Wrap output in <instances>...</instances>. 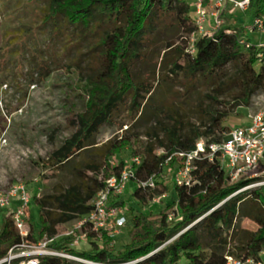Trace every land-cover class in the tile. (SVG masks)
<instances>
[{"label":"trees","instance_id":"1","mask_svg":"<svg viewBox=\"0 0 264 264\" xmlns=\"http://www.w3.org/2000/svg\"><path fill=\"white\" fill-rule=\"evenodd\" d=\"M43 1V26L56 27L61 18L74 32H80L78 44L90 35L96 36L89 51L98 52L99 67L83 80L87 100L84 109L77 112L71 122L75 132L46 159L51 167L61 172H74L75 180L67 185L54 184L47 191L34 194L41 226L36 230L27 219L28 233L23 237L27 242H35L44 236L53 237L61 225L86 216L91 210L90 201L103 187L104 179L119 174L126 167L128 161L117 157L124 148L130 150V158H140L138 164H132L129 178L133 183L131 198L134 204L146 205L167 194L170 186L169 181L163 179L165 169L182 164L181 159L171 155L193 149L199 139L222 141L228 131L223 122L229 111L234 106L250 104L251 98L264 90V33L258 35L260 41L256 42L258 39L251 37L255 31L247 33L243 24H224L213 36L198 37L191 48L189 35L194 26L188 16L189 0ZM169 12L185 32L184 46L174 49L171 57V72L184 68L188 78L199 76L209 85H216L214 95H208V99L220 104L221 108L212 104L200 108L198 123L194 125L177 117L171 123L160 122L159 134L163 133L164 138H159L158 131L153 129L147 133L153 141L144 149L137 146L138 140L127 132L117 135L106 143L99 155L95 154L93 159L77 166L73 157L96 144L94 136L102 124L111 123L125 105L130 111H139L145 96H150L151 86L134 79L130 62L136 58L135 52L140 51L145 35L151 31L152 16L168 15ZM244 13L251 18L248 27H252L255 18L264 17V0H248ZM241 39L244 44L240 43ZM45 74H48L47 69ZM220 94H225L222 102L216 98ZM154 146L162 147L163 152L156 153ZM150 177L154 178V188L138 185ZM255 180L246 175L230 180L217 161L195 160L188 184L174 182L175 196L164 207L155 212H144L135 205L130 207L132 212L123 226L128 239L121 247L114 248V237L104 235L99 241L89 231L85 240L88 248L78 252L69 247V237H60L53 241L52 247L65 249L82 260L45 257L41 258L40 264H83L79 261L225 264L227 256L260 259V252L264 251V184L243 189ZM109 203L125 205L122 195L111 197ZM245 203L248 208L243 209ZM241 215L251 218L255 226L247 229L232 245L235 220ZM21 239L8 213L0 227V258Z\"/></svg>","mask_w":264,"mask_h":264},{"label":"rangeland","instance_id":"2","mask_svg":"<svg viewBox=\"0 0 264 264\" xmlns=\"http://www.w3.org/2000/svg\"><path fill=\"white\" fill-rule=\"evenodd\" d=\"M187 3L190 5L188 16L192 20L190 1ZM43 8V0H0V140L5 139L0 146V192L12 185L23 184L29 196L28 218L36 230L40 229L41 223L38 206L33 201L34 194H41L54 184L67 185L75 180L74 172H61L51 167L46 159L52 150L75 132L71 122L75 114L84 109L87 100L83 80L99 67L98 52L89 51L96 36L90 35L78 44L80 32H74L61 18L56 27L51 24L43 26ZM225 11L228 12L225 14ZM223 17L225 25L241 23L250 34L248 24L251 18L246 17L244 11L226 6ZM149 30L140 51L135 52L136 58L130 62V70L136 81L151 86L150 96H145L139 111H130L125 105L114 115L111 123L102 124L94 136L96 144L73 157L77 166L93 159L95 154L99 155L106 143L117 135L127 132L138 140L137 146L144 149L147 143L153 141L147 133L156 129L159 134L160 122L171 123L177 117L194 125L198 123L200 108L205 109L210 104L221 108L220 104L208 99V95H214L212 92L216 85H209L199 76L188 78L184 68L171 72L174 49L185 44V32L171 12L159 17L154 14ZM259 34L253 32L251 37L259 42ZM168 45L171 46L167 48ZM216 98L222 102L225 94ZM255 100L256 96L248 105L234 106L223 126L229 130L246 125ZM229 102L233 104L232 100ZM159 138H164L163 133L159 134ZM154 150L158 154L163 152L159 146H154ZM117 157L129 161L130 150L124 148ZM176 170L177 166L166 168L163 174V179L169 181L170 186L166 197L146 205L134 204L131 198L133 183L128 181L121 194L126 217L130 216L133 205L144 212H155L169 203L175 196L173 184ZM158 187L162 188L161 185ZM17 202L18 197H14L6 208L0 209V227L3 217L15 209ZM242 207L248 208V204ZM72 223L61 225L58 233ZM254 226L251 218L239 216L234 224L232 245ZM127 239L126 227H122L112 244L114 248H119ZM88 246V241H83L76 251Z\"/></svg>","mask_w":264,"mask_h":264},{"label":"built area","instance_id":"3","mask_svg":"<svg viewBox=\"0 0 264 264\" xmlns=\"http://www.w3.org/2000/svg\"><path fill=\"white\" fill-rule=\"evenodd\" d=\"M192 9V24L194 31L189 35V43L192 48L198 37L213 36L224 25L223 11L226 6L237 7L246 10L248 0H189ZM250 31L264 33V17L253 20ZM255 29V30H254ZM244 44L243 39L240 40ZM252 110L248 114V123L241 127L229 129L220 142H207L199 139L195 142L193 149L179 151L171 155L181 159L182 164L177 167L174 182L176 184H188L189 173L195 160L206 159L208 162L217 161L224 169L230 180H236L241 175L256 180L247 187L264 184V90L256 95ZM254 96V97H255ZM5 139L0 140L3 146ZM170 157L167 158V160ZM167 160L165 163H167ZM140 162L139 156L130 158L126 167L119 174H111L104 179L103 187L96 192L90 201V212L75 221L61 233L53 237H43L35 242L24 240L28 233V203L29 196L23 184L18 183L0 192V209L6 208L11 199L18 197L16 208L10 212L13 225L22 237L19 243L8 248L5 255L0 258V264H40L41 258L58 257L68 260H82L65 249L52 247L55 239L69 237V247L78 249L81 242L87 239L88 232H93L96 238L101 241L104 235L114 237L118 229L126 223V215L122 206L109 203L111 197L121 195L132 175V164ZM113 164V160H110ZM255 170V172H253ZM250 172H253L250 174ZM142 187L154 188V178L138 182ZM166 194L153 199H163ZM261 258L240 259L227 256L225 264H264V251L260 252ZM90 264H102L86 261ZM124 262L119 264H132ZM110 264V263H105Z\"/></svg>","mask_w":264,"mask_h":264},{"label":"crops","instance_id":"4","mask_svg":"<svg viewBox=\"0 0 264 264\" xmlns=\"http://www.w3.org/2000/svg\"><path fill=\"white\" fill-rule=\"evenodd\" d=\"M132 189V188H131ZM18 203V202H17ZM17 203L15 204V206H17ZM16 208V207H15ZM11 212V211H10Z\"/></svg>","mask_w":264,"mask_h":264}]
</instances>
